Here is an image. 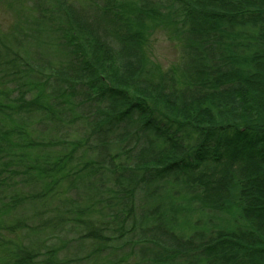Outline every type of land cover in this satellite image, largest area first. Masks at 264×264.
<instances>
[{
  "label": "trees",
  "instance_id": "trees-1",
  "mask_svg": "<svg viewBox=\"0 0 264 264\" xmlns=\"http://www.w3.org/2000/svg\"><path fill=\"white\" fill-rule=\"evenodd\" d=\"M16 2L54 49L0 31V264H264V0Z\"/></svg>",
  "mask_w": 264,
  "mask_h": 264
},
{
  "label": "rangeland",
  "instance_id": "rangeland-1",
  "mask_svg": "<svg viewBox=\"0 0 264 264\" xmlns=\"http://www.w3.org/2000/svg\"><path fill=\"white\" fill-rule=\"evenodd\" d=\"M13 1L0 0V31H7L6 35L14 34V37H18L19 42L22 43L21 50L30 51L33 54L36 52L45 53L50 57L54 48L51 44V36L45 31V25H40L34 19L35 13L18 2L11 5ZM27 3L29 4V0H25L24 4L27 5ZM12 26V31H8ZM26 32L31 34L29 38H24ZM152 48L154 51L153 56H155L154 60L159 61L166 67L173 63L179 55V46L175 43L171 44L167 39L165 40L162 33L154 36ZM83 127L80 129V127L74 125L73 129H76L77 132L81 131ZM66 254H69V251Z\"/></svg>",
  "mask_w": 264,
  "mask_h": 264
}]
</instances>
